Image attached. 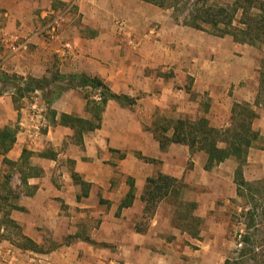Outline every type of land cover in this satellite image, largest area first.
I'll use <instances>...</instances> for the list:
<instances>
[{
	"label": "crops",
	"instance_id": "0c3cea01",
	"mask_svg": "<svg viewBox=\"0 0 264 264\" xmlns=\"http://www.w3.org/2000/svg\"><path fill=\"white\" fill-rule=\"evenodd\" d=\"M56 1L58 9L53 8V0H0L1 20L26 25L12 33L5 30V42L0 41V70L34 79L84 73L101 79L112 93L135 99V104L108 101L100 128L84 134L82 145H77L73 131L52 124L51 115L50 125H46L45 112L54 111L55 120L63 114L91 118L83 98L88 90H67L49 109L39 92L22 99L17 109L10 92L0 96V129H16L12 148L0 155V168L6 165L4 159L19 163L27 151L31 166L41 171L27 180L35 188L28 196L16 168L22 191L14 204L24 211L12 210L10 218L39 248L48 242L55 244L40 253L20 250L2 240L0 264H169L172 240L161 231L160 206L145 233L134 231L135 219L143 213L140 197L146 179L161 173L181 180L189 157L191 185H208V178L214 177L227 184V195L236 199L235 160L228 159L207 172L204 151L192 157L188 149L177 154L178 144L161 150L147 129L159 110L175 107L180 112L185 104L199 106L188 99L187 92L174 89L177 74L189 76L191 90L209 98L206 119L210 125L228 127L234 103L253 105L255 101L257 82L249 50L229 37L218 38L182 26L172 17V10L141 0ZM56 10L63 20L56 38L46 40L34 24ZM119 24L124 26L123 33ZM14 37L27 39L30 50L11 53L7 43ZM159 72H166L167 77ZM170 72L175 77H169ZM259 126L253 123L262 136ZM43 127L46 130L41 132ZM112 153H125L114 168L109 164ZM137 155L154 162H145ZM114 169L123 175L118 186L112 182ZM72 173L91 185L87 197L77 200L81 190L73 183ZM243 178L248 182L264 178V151L249 150ZM131 194V206L117 217L120 203ZM95 218H100L99 226L92 228L88 223ZM68 238L70 242L65 243ZM86 239L108 247H97Z\"/></svg>",
	"mask_w": 264,
	"mask_h": 264
},
{
	"label": "trees",
	"instance_id": "16d2710c",
	"mask_svg": "<svg viewBox=\"0 0 264 264\" xmlns=\"http://www.w3.org/2000/svg\"><path fill=\"white\" fill-rule=\"evenodd\" d=\"M141 1L153 4L161 9H170L178 24L214 37H229L236 44L251 47H257L264 41V0H235L230 8L209 3V0ZM237 14H239V18L235 21ZM56 82L63 85L57 86L55 85ZM259 82L258 94L261 91L264 93V74L262 72L259 76ZM72 89L88 90L83 95V98L86 100L85 111L91 118L83 119L63 114L59 117V120H55L56 113L51 110L50 115L52 124L66 126L73 131V141L77 145H82L84 134L100 128L102 113L108 101L112 100L123 106L135 104V99L112 93L101 79L90 77L84 73L70 75H59L56 73L50 79H34L8 75L0 70V96L3 93L10 92L16 109L19 108L22 99L29 97L35 92H39L42 95L49 109L52 102L59 98L63 92ZM257 106L258 98L253 105L244 102L234 103L231 108L230 125L226 128L212 127L209 121L202 117L197 121L179 118L169 126L156 128L153 124V129H147L152 132L153 138L159 143L161 150H164L170 144H178L186 146L191 157L197 152L204 151L207 155L204 170L207 172L228 159L235 160L237 168L234 171L233 183L236 186V199L241 200L245 208L247 206L249 208L245 212L247 230L256 226L258 218H264V180L248 182L243 178L242 170L249 150L260 138L259 132L253 128V122L258 118V113L255 110ZM169 132L170 136H168ZM15 133L16 129L10 127L0 129V155H6L12 148L15 141ZM119 154L120 159L125 157V153ZM30 155L29 152L23 151L19 163H12L7 159L3 160L4 164L18 168L20 185L28 196L32 195L35 188L30 187L27 180L39 175L41 172L29 163ZM137 156L145 162H154L141 157V155ZM11 177L10 174L4 175L2 178L3 183L0 184V241L8 240L20 250L41 253L42 251L39 250L38 245L24 236L21 233V228L10 218V211H24L23 208L11 202V200L16 201L19 197V193L9 187ZM71 179L81 190L77 200L87 197L91 185L84 182L76 173L71 174ZM178 186L179 181L176 178L161 173H158L155 177L147 178L140 197L141 202L144 203L143 213L140 216L141 222L152 218L158 204L163 199L172 196ZM133 198L134 196L131 194L129 198L124 199L120 203L116 212L117 217L123 208L131 206ZM100 202L102 203L103 201L100 200ZM4 203L6 205L5 209L2 208ZM179 207H187L194 210L196 205L195 203H185L180 200ZM184 220L194 224L196 231L178 227L179 230L197 237L201 219L192 214H187ZM10 229L15 231L16 235L21 239L20 243H14L6 235ZM134 231L143 234L147 231V227L137 222L134 225ZM245 234L243 236L240 235V240L238 241L240 258L246 255L244 247L250 241L249 235ZM86 240L97 247H108L107 244H97L89 241V239ZM229 262V260H225L224 264H229Z\"/></svg>",
	"mask_w": 264,
	"mask_h": 264
},
{
	"label": "rangeland",
	"instance_id": "374dc122",
	"mask_svg": "<svg viewBox=\"0 0 264 264\" xmlns=\"http://www.w3.org/2000/svg\"><path fill=\"white\" fill-rule=\"evenodd\" d=\"M234 1L235 0H209V3L217 6H227L230 8ZM52 6L53 8L58 9L56 0H53ZM21 11L22 13H25L23 12V9H21ZM4 12L7 11L4 10ZM57 12L58 10L44 16L43 18H39L40 20L38 25L34 24L35 30H42L50 20L58 16ZM172 17L174 18L173 12ZM238 18L239 14L235 17V21H237ZM0 26L5 28L7 32L12 33L19 29H25L26 25H23L22 22L18 20L13 22V19L9 20L8 18H4L3 20L0 19ZM26 41L27 39L21 37L18 40V44H23ZM30 46L31 44L28 43L27 52L30 50ZM240 46L249 50L248 56L255 65L254 80L257 82V87H255V101L258 98V106L257 108L255 107V110L258 113V118L253 123L256 122L259 124V129L264 131V93L261 91V93L258 94L260 86L259 76L261 72L264 74V41L257 47H251L248 45ZM1 53H3V49L0 50V54ZM159 75L167 77L166 72H159ZM173 76L175 77V75L170 72L169 77ZM183 78H185V82H181ZM192 83L193 81L189 76L177 74L174 81V89H181L187 92V94H189L188 99L193 101L195 104H199V106L197 107L192 106L191 104H185L183 106V110L180 112L175 109V107H173V109L164 108L163 110H159L155 113L153 122L149 128L153 129L154 125L156 128L166 125L169 126L172 122L179 118L197 121L202 117H207V114L210 112V100L206 94H196L192 91ZM212 114L214 113L212 112ZM45 116L47 118L46 125H48V119L50 117V112L48 110L45 112ZM45 130L46 127L41 128V132ZM168 136H170V132L168 133ZM175 147L177 149V154H184L185 150L188 149L183 145ZM252 148L254 151H264V135L260 136V138L253 144ZM112 155V161L109 162V164L114 168L117 166L120 154L112 153ZM31 158L32 157L30 156V164L32 162ZM234 164L236 170L237 163L234 162ZM191 168V159L188 157L185 167V175L181 180H178L179 186L175 188L172 196L163 199L158 204V206H160L161 231L165 237L167 236L172 240V246L170 248L172 258L169 259V264H224L225 260H229V264H264V218H258L256 226L247 230L245 226L247 221L245 212L249 209L248 206L245 208L241 200L229 198L227 195L230 191L228 185L217 181L214 177L208 178V180L206 179L208 181V185H191L188 182L190 181L189 170H191ZM225 173H227L226 170ZM6 174H10L12 176L9 187H11L16 193L22 191L16 177V167L3 165L0 168V184L3 183L2 178ZM122 177L123 175L119 172V170L114 169L112 176L113 185L118 186ZM262 180H264V178L252 182ZM232 188H234V185H232ZM180 200L185 203H195L196 208L192 210L187 207H179ZM11 202L13 204L17 203L15 200H11ZM2 208H6L5 203ZM187 214H192L201 219L200 230L197 237H193L187 232H181L178 228L181 227L182 229L196 231L194 224H190L184 220V217ZM152 218L145 219L141 222L139 216L135 219V223H142L148 228L152 222ZM99 221L100 218L92 219L88 225L92 228H97L99 226ZM173 232L175 234H173ZM245 233L249 235L248 237H250V241L244 247L246 255L243 258H240L238 252L240 246L238 245V241L240 240V235H246ZM6 235H8L14 243L21 242V239L12 229L8 230ZM66 242H70V239L68 238L65 240V243ZM51 245L53 246L55 244L53 242H48L45 247H41L39 250H47L51 247Z\"/></svg>",
	"mask_w": 264,
	"mask_h": 264
},
{
	"label": "built area",
	"instance_id": "2783aa9c",
	"mask_svg": "<svg viewBox=\"0 0 264 264\" xmlns=\"http://www.w3.org/2000/svg\"><path fill=\"white\" fill-rule=\"evenodd\" d=\"M63 17L57 16L54 19L50 20L45 27L42 29L41 34L44 36L46 40H53L56 38L60 25L62 23ZM120 30L122 33L124 32V26L119 24ZM6 31L3 27H0V41L5 42ZM18 37H14L11 42H8L9 50L11 53L15 54L20 51H26L28 49V42L23 44H18Z\"/></svg>",
	"mask_w": 264,
	"mask_h": 264
}]
</instances>
